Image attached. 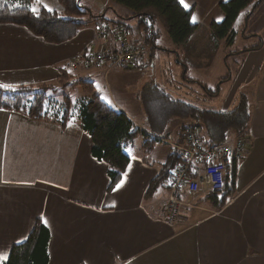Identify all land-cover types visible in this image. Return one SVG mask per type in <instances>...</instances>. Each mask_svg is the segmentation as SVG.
Here are the masks:
<instances>
[{
    "label": "crops",
    "instance_id": "0c3cea01",
    "mask_svg": "<svg viewBox=\"0 0 264 264\" xmlns=\"http://www.w3.org/2000/svg\"><path fill=\"white\" fill-rule=\"evenodd\" d=\"M108 1L81 0V4L95 16L102 14L105 25L119 23L118 15L125 12L115 7L108 10L115 17L107 16ZM220 1L228 0L184 3L188 5L186 9L192 10L194 23L210 25L224 19L218 7ZM31 2V8L47 5L52 11L60 10L56 0H40L39 4L36 0H5L13 9ZM253 15L250 22L256 28L246 36L250 25L246 15L245 32L238 38H257L258 43L262 41L261 48L235 54L239 63L232 81H212L210 88L217 94L209 97L216 109H228L241 95L251 105L247 147L234 165L228 190L224 187L214 200L196 195L192 197L195 205L190 196L182 194L181 199L190 201V207L179 210L170 223L165 218V188H156L146 196L172 152L170 147L155 145L157 142L146 146L138 134L125 150L130 159L128 165L117 179L110 181L108 166L92 157L91 139L77 121L62 127L0 111V253L8 257L12 246L25 241L40 219L50 231L48 264H264V2ZM99 23L101 20L86 23L74 39L58 45L48 44L22 27L0 25V84L12 88L51 82L68 61L89 51L114 48L121 37L115 31L97 37ZM120 24L126 28L122 21ZM128 33L131 39H137L132 31ZM228 57L218 59L217 75H222ZM152 60L153 57L149 65ZM181 62L185 73L193 68L182 59ZM106 68L100 64L90 71L82 66L70 69L74 77L71 83L90 82L93 92L103 100L95 91L97 80L101 79L102 88L111 94L106 104L124 113L136 126L134 121H143L139 103L124 94L126 90L137 93L151 75L146 79L141 74L144 70H137L140 73L134 77L138 80L132 84L125 82L130 80L128 73ZM175 72L178 77L179 72ZM144 124L142 132L148 133L145 117ZM230 140L229 145L234 137ZM179 141L181 138L177 137L174 144ZM230 168L228 164L225 186L231 181ZM198 172L195 168L192 178ZM121 181L122 186L114 191ZM213 203L220 207L215 208Z\"/></svg>",
    "mask_w": 264,
    "mask_h": 264
},
{
    "label": "trees",
    "instance_id": "16d2710c",
    "mask_svg": "<svg viewBox=\"0 0 264 264\" xmlns=\"http://www.w3.org/2000/svg\"><path fill=\"white\" fill-rule=\"evenodd\" d=\"M56 2L60 6L59 11H47L41 7L39 13L34 14L30 10L32 2L13 9L5 3V0H0V25L22 27L33 36L53 45L74 39L85 29L86 23L101 20L97 31H101L105 26L102 22L105 20L103 15L95 16L91 10L82 6L81 0H56ZM108 2L106 13L109 8L118 7L125 12V15H118L120 19L136 20V29L138 32H143V40L136 39L135 42H142L150 47L149 52L154 48L157 49L155 19L161 23L171 43L178 47L187 44L192 35L201 28L192 21V10L184 8L179 0H109ZM263 2L264 0H228L220 3L219 7L224 19L220 23L212 22L208 26L209 43L215 49L223 41L227 47H233L235 42L233 27L240 12L249 9L246 14L248 16L259 9ZM261 46L262 41L254 47L239 49L236 53L251 52L260 49ZM151 57V54L149 57L147 55L145 65L149 64ZM174 73L176 72L173 71L172 74ZM64 74L68 73L61 69L59 78L56 79L59 86L39 84L0 88V111L62 127L72 120L77 121L82 131L91 139L92 157L108 166L110 181L117 179L128 165L130 159L125 150L138 134L144 138L145 145L149 146L151 142L156 143L164 137L174 120H194L203 129V139L208 146L226 145L230 135L242 136L246 139L251 105L244 95L239 96L235 104L228 109L219 110L210 104L209 97L217 95L214 90L203 84L200 88L201 92L197 89L195 91L191 88L193 84L184 76L176 86L180 89L186 87L188 94L196 99L193 102L173 98L156 84L146 83L138 94V103L148 128V133H144L124 113L101 100L93 92L90 82L77 81L81 95L74 96L68 92L66 87L72 85L73 78L68 76L69 83L63 85ZM201 104L206 106L202 107ZM187 127L198 130L196 124H189ZM187 127H181L180 133L186 131ZM180 154L176 149L170 153L159 174L147 189L146 196L152 195L156 188H164V183L173 168L182 163L183 158ZM235 163V160L230 163L224 162V173L228 164H231V181L228 186H225L224 174V187L227 190L232 185ZM189 172L194 174L195 169L191 168L188 174ZM217 194L220 193H209L207 197L214 200ZM212 205L215 208L220 207L219 203ZM49 240V229L37 219L26 240L13 245L2 264H48Z\"/></svg>",
    "mask_w": 264,
    "mask_h": 264
},
{
    "label": "rangeland",
    "instance_id": "374dc122",
    "mask_svg": "<svg viewBox=\"0 0 264 264\" xmlns=\"http://www.w3.org/2000/svg\"><path fill=\"white\" fill-rule=\"evenodd\" d=\"M220 3H221V1L219 2V4ZM218 7H219V5H218ZM106 9H107V7H106ZM109 10H111V9L109 8ZM248 11H249V9H245V10L241 11L238 19L236 20V23L234 24L233 28L235 31V42H234L233 47H231V46L227 47L225 45V42L223 41L217 49H215V47H213V45H211L208 41V37H207L208 32L207 31H208V26H209L210 22L207 24L203 23V25L199 24L201 26V28L197 31V33H195V35H192V38L188 41L187 46L181 49L180 46L178 47V46H175L171 43L165 29L163 28L161 23L157 19H155L154 20L156 22L155 23V33H157V39H156L155 45H156L157 49L154 48L152 51L149 52L150 47L146 46L142 42L136 41L138 44L142 43V46L145 49V55H148V56L150 54L152 55L153 60L151 61V64L150 65L149 64L148 65H142V66L136 67V68L131 69V70H125L123 68H109V69L106 68V69L107 70H120L121 72L128 73L129 74L128 77H130V80L125 81V82L126 83L133 82L132 84H134L138 80V78L136 79L134 76H136L137 73H140V72H136V71L140 70V68H141L142 70H144V72L141 74L145 75L146 79H147L148 75H151V77L149 80L147 79V81H145L140 86V88H142L143 85L146 83H154L157 86L164 89L166 91V93L170 94L173 98H178V99H183V100L193 102L196 99L192 98L188 94V90L186 89V87L180 89L179 87L176 86V85H179V82H181L178 80L180 75L186 77L187 80L189 79L190 82L193 84V86H191V88L194 89L195 91L197 89V90H199V92H201L200 88L202 87L199 82H203L204 85L208 86L209 88H213L212 81H216V83H218V84L229 83L232 81L233 71L235 69H237V64L239 63L238 62V55H235V54H237L236 51L239 49H243V47H244V49L254 47V45L258 43L257 38L246 37L248 39H246L244 41H239V38H238V36L242 32H245L243 26L246 23L247 18H248L249 22L251 20L253 21V19H254L255 15H253V13L255 14V11L252 14L248 15V17L246 18V14ZM106 15L109 17H112V18L115 17V16L113 17L112 15H114V14H111L109 11L107 12ZM121 21L124 23V25H126V28L122 24H120ZM120 22L119 23L106 24L105 26H107V28H109V27H118L119 29L122 28L123 29V31L121 32L122 35L125 36V38H127L129 40L132 37H130L128 31H132V33L137 38V40H143V32H141V31L138 32L136 29V24H137L136 20L120 19ZM251 22H250V25H249L248 30L246 32V36L249 34L251 29L256 28V24L253 25ZM97 32L98 31L96 30L95 35H97ZM104 35L108 36L106 32L104 33ZM97 37H100V36H97ZM100 51H102V50H100ZM100 51H96V52H100ZM89 52H92V51H89ZM222 52L223 53L225 52V54L220 56V54ZM86 53H88V52H86ZM86 53H83L80 57L84 56ZM201 54H204L205 57L204 58H198V55H201ZM219 56L220 57L229 56L226 59V62L224 63L223 68H225V70L223 71L222 75H217V73H215V70L218 66V65L216 66V64L218 62V59L220 58ZM197 58L199 61L196 63ZM181 59L183 61L189 63L188 64L189 67L192 66L193 68L187 70V72L185 73V71H184L185 67H184L183 63L181 62ZM178 60H179V62H178ZM66 64H65L64 70L65 71L69 70L67 72L69 75L64 74L65 79L62 82H64V81L65 82L62 83L63 85L66 83H69V81H70L69 77H72L73 81H74V77L72 76L73 74L69 73L73 70L66 69ZM98 65H100V64L92 65L89 68H86V70L90 71ZM174 70L179 72V74H177L178 77H176L175 73L172 74ZM81 71L83 72V70H81ZM146 71H148V72H146ZM227 77H231V78L229 80H227ZM58 78H59V75H58ZM97 78L98 77H96L95 79H97ZM56 79L54 81L46 82L43 84L45 86H48V85L59 86L58 82H56L58 80H56ZM154 79L157 81V83L154 81ZM97 82H98V86H96L95 91L100 93L103 96L102 99L104 100V102L108 104L110 101L109 95H111V94L107 88H102L101 79L97 80ZM140 88H139V90H141ZM139 90L135 94H133L132 90H126V93L124 95L128 99H132L134 97L136 99V101L138 102L137 94H138ZM67 91L70 92L71 94H73L74 96L81 95L80 88L77 85V82H73V84L67 88ZM214 92H216V91L214 90ZM237 98H238V96L236 97V99ZM135 99H134V102H136ZM201 106L203 107L206 105L201 104ZM217 106L220 107L219 105H217ZM139 113L141 114V118L143 121L141 123L134 121V123L136 124V127H138L140 131H145V124H144V117L145 116L142 113L140 105H139ZM189 124H196L198 126L201 139H203L204 131L194 120H174L171 122L170 128L166 131V134L164 135V137H162V139L160 138V142H157L155 145L163 144L166 147H170L172 149V151L175 150L177 146H180L184 142V139H185V136H184L185 131L180 133V131H179L180 128L183 126H187ZM188 128H192V127H188ZM232 136L233 135H230L228 138L229 143L231 141L230 138H232ZM177 137L181 138V141L174 144V141L177 140ZM233 137H234V142L231 145H229V143H226L225 146L233 147L236 139L239 137H242V136H237V137L233 136ZM244 153H243V155H244ZM243 155H242V157H243ZM177 166H179V165H176L173 168V170ZM164 188H165V183H164ZM166 191L167 190L165 189V193H166ZM165 196H166V194H165Z\"/></svg>",
    "mask_w": 264,
    "mask_h": 264
},
{
    "label": "built area",
    "instance_id": "2783aa9c",
    "mask_svg": "<svg viewBox=\"0 0 264 264\" xmlns=\"http://www.w3.org/2000/svg\"><path fill=\"white\" fill-rule=\"evenodd\" d=\"M100 32V31H99ZM130 50L140 47L134 43L128 42ZM92 64L89 60L80 57L70 60L66 64V69H76L79 66L89 68ZM136 63L133 56L127 53L123 56L122 60L115 63L109 68H135ZM187 132L192 135L197 133L196 130L189 129ZM180 152L183 156L181 164H199L201 160H209L206 170L201 173L196 179L188 178V171L184 170L180 165L173 171L172 188L174 191L168 194L165 201V218L169 222H174L179 210L186 207L183 201L178 196L181 191H186L190 196H196L206 192H220L223 189V174H224V161L241 159L244 148L240 149L236 154L226 156L227 146L225 147H208L206 144L194 145L185 147L181 145Z\"/></svg>",
    "mask_w": 264,
    "mask_h": 264
},
{
    "label": "bare ground",
    "instance_id": "6f19581e",
    "mask_svg": "<svg viewBox=\"0 0 264 264\" xmlns=\"http://www.w3.org/2000/svg\"><path fill=\"white\" fill-rule=\"evenodd\" d=\"M113 31H115L117 33L115 35L121 37L119 40H117V45H115L114 48L104 49V50H102L100 52H88V53H86L84 56H82L80 58L85 59V60H89L92 64H105L106 67L109 69V67H112L115 63L121 61L125 54L130 53L133 56L134 60H135L136 67L145 65L146 62H147V55H145L144 47L142 46V44H138L137 42H135L131 38H130V40L125 38V36H123L122 33H121L123 31L122 28H120V29L118 27H109V28H107V26H104L101 29L100 32L99 31L97 32V36L104 35L105 32L108 34V33L113 32ZM128 42H131V43H134L136 45H139L140 47H136L135 49L130 50L129 47H128ZM131 69H134V68H126L125 70H131ZM189 129L196 130L197 133L190 135L187 132V130H189ZM187 130L184 132L185 139H184V142L181 145H184L185 147H191V146H194V145L206 144V142L203 139H201L199 128L197 130V129H194L192 127V128H188ZM181 145L176 147V149L179 152V154L181 153L180 152ZM208 147H225V145H223V146H208ZM246 147H247L246 139L242 138V137H239V138L236 139L233 147L227 146L226 156H231L233 154H236V152H238L240 149H242V148L245 149ZM180 155L182 156V154H180ZM182 158H183V156H182ZM232 160H235L236 162H238L240 159L239 160L232 159ZM232 160H225V161L228 162V161H232ZM182 162H183V159H182ZM208 163H209V160H201L199 162V164H193V165L192 164H180V166L185 171L186 170H190L191 168H193V169L196 168V170L199 171V172L196 173V175H194V178H192L193 173L190 174V172H189V174H188V178L194 180L198 176H200L201 173H203L206 170ZM174 170H172L169 178L165 182V189L167 191H166V196H165V199H164V206H165V201H166V199L168 197V194L175 190V189L173 190V188H172V182H173L172 173H173ZM224 174H223V178H224ZM223 188H224V179H223ZM222 191H223V189H222ZM222 191H220V192H206V193H203L202 195H207L209 193H221ZM182 194L186 195L187 192L186 191H183V192L181 191V193L178 196V198L181 201H183L181 199V197H180V196H183ZM187 195L190 196L189 194H187ZM198 195H200V194H198ZM190 197H191L192 204L195 205L194 204L195 201L193 200L194 198H192V197H195V196H190ZM183 202L185 204H187V205L182 210L190 207V204H191L190 201L189 202L183 201ZM170 223H172V222H170Z\"/></svg>",
    "mask_w": 264,
    "mask_h": 264
},
{
    "label": "snow or ice",
    "instance_id": "6c2138e0",
    "mask_svg": "<svg viewBox=\"0 0 264 264\" xmlns=\"http://www.w3.org/2000/svg\"><path fill=\"white\" fill-rule=\"evenodd\" d=\"M36 2L39 4L40 3V0H36ZM179 2L185 7V8H187L188 7V5L186 4V3H184V0H179ZM17 6H19V5H17ZM43 7L47 10V11H52V9L51 8H48V6L47 5H43ZM34 14H38L39 13V8H37V7H32L31 9H30ZM193 22H195V17H193ZM0 88H4V89H9V88H11V86L10 85H5V84H0ZM14 90V89H13ZM71 126V125H70ZM127 175V173H125V176ZM124 183V181H121L120 183H118L117 185H116V189H114V191L115 190H117V189H119L121 186H122V184ZM44 223H47L46 221H43ZM7 257H6V254H2V253H0V264H2V262H3V260H5Z\"/></svg>",
    "mask_w": 264,
    "mask_h": 264
}]
</instances>
